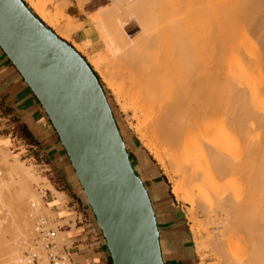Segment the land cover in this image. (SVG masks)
I'll return each mask as SVG.
<instances>
[{"label":"bare ground","instance_id":"bare-ground-1","mask_svg":"<svg viewBox=\"0 0 264 264\" xmlns=\"http://www.w3.org/2000/svg\"><path fill=\"white\" fill-rule=\"evenodd\" d=\"M23 1L56 35L69 37L74 22L63 9L70 0ZM77 3L97 21V30L87 59L80 44L74 49L122 110L131 111L136 133L172 174V192L189 204L193 224L196 211L207 221L204 227L210 225L205 234L218 263L264 264V0ZM3 143L0 210L11 214L14 226L0 262L31 264L36 252L40 264H49L36 229L49 226L40 215L49 212L43 194L33 189L30 168L11 162ZM24 244L30 256L20 252Z\"/></svg>","mask_w":264,"mask_h":264},{"label":"water","instance_id":"water-1","mask_svg":"<svg viewBox=\"0 0 264 264\" xmlns=\"http://www.w3.org/2000/svg\"><path fill=\"white\" fill-rule=\"evenodd\" d=\"M0 48L70 161L112 264H163L149 195L94 70L23 0H0Z\"/></svg>","mask_w":264,"mask_h":264},{"label":"crops","instance_id":"crops-1","mask_svg":"<svg viewBox=\"0 0 264 264\" xmlns=\"http://www.w3.org/2000/svg\"><path fill=\"white\" fill-rule=\"evenodd\" d=\"M66 13L74 22L69 43L85 46L81 54L85 53L83 56L87 59L90 44L96 43L92 39L97 21L73 3L67 6ZM8 121L26 132L28 147H39L57 171V177L48 179L53 189H44L43 200L56 214L55 222L69 221L57 225V229L64 234L62 248L69 254L71 264H111L105 241L94 229L97 226L94 214L55 130L30 88L0 48V124ZM32 155L37 156L34 152ZM138 175L145 182L147 177ZM145 187L157 217L163 264H199L183 210L174 202L162 181L150 180ZM56 192L63 194V202L59 201ZM70 218H73V224Z\"/></svg>","mask_w":264,"mask_h":264},{"label":"rangeland","instance_id":"rangeland-1","mask_svg":"<svg viewBox=\"0 0 264 264\" xmlns=\"http://www.w3.org/2000/svg\"><path fill=\"white\" fill-rule=\"evenodd\" d=\"M71 3H73L74 5H78L77 0H70L63 9L64 14H67L66 13L67 12V6ZM26 4L28 5L27 2H26ZM46 7L51 11L53 10L52 9L53 7L51 4H47ZM72 9H76V8H72ZM59 20L61 21L60 22L61 24H63L66 21L64 19V17H62V19L60 17ZM65 40L68 43H69V41H71V39L69 37L66 38ZM72 46H74V45H72ZM76 46L77 45H75V47ZM81 46L85 50V46H83V45H81ZM95 73L99 77V79L102 83V87H103V89L107 95V99H108V102L111 106V109H112L114 118L116 120L117 126H118L120 133L122 135V138L125 142L127 152L129 153V157L131 159V162H132L133 167L135 168L136 172L138 174L142 175L143 178L145 176L147 177V179L145 178L146 179L144 182L145 185L149 184V181L154 180V179L162 181L163 185L167 188V191H168L169 195L172 197V199L174 200V202L177 203L180 206V208L183 210V214L185 215V221L188 223L187 228H188L189 234L192 238L193 247H194L195 252H196L197 262L199 264H219L218 263V257L216 255L214 249L211 248L212 247L211 246V239L209 238V236H206L208 234H205V232L207 233L206 229L210 225L207 224L208 226L204 227V225L207 221L204 219V217L202 218V215L200 212H196V211H195L196 213L194 212V214H196L195 217L197 218L196 220L198 223L195 225L193 224V221L190 218L189 204L184 203V202L180 201L179 199H177V197H175L174 192H172L173 191V186H172L173 182L170 179L172 177V174L171 173L169 174V172H167L162 167V165L158 162V160L147 149L144 142L139 138V134H138V132L136 133V129L134 127L135 126V119L133 117H131L132 116L131 111L128 110L125 112L122 110V108L120 107L119 103L117 102L114 94L112 93V90L107 86V84L104 82V80L99 75V73L97 71H95ZM12 136H16L15 142L12 141ZM0 139L3 140V142H4L3 148L5 147L4 149L8 152V154L10 156L9 159L11 162L16 160L18 163H21L25 168H28V169L30 168L29 170L31 171L33 176L36 178V180L32 182V187L36 192H39L40 194L44 195V189L46 187L53 189L49 185L48 179L53 180L54 177H57V175H56L57 171L55 170L54 166L49 161V157H47V154L45 152L41 151V149L39 147H35V148L28 147V142L26 141V140H28V136L23 129H21L20 127L17 128V125H13V123H11V121L5 122L4 124H0ZM33 152L37 156L32 155ZM1 162H2V165L5 164L3 160H1ZM6 169H7V166L4 167V174L6 172ZM62 201H64V199ZM43 202H44V206H45L46 210L47 211L49 210V212H45L46 214L42 213L40 215L43 216L47 220V222L49 224V226H48L49 228L53 229L55 232L61 233L57 229V225H62L63 223L69 222L68 219H66L65 221L55 222L54 218H55L56 214H54L51 211V209L45 203L44 200H43ZM0 213H1L0 214V219H1L0 221L3 220L2 218L5 219V217H6V220H4L5 222L3 221V223H2L4 228L6 226V229H5V231L3 230V228L0 229V230H2L1 233L2 232H5V233H2L0 236L3 235L4 238H2V239H5L4 241L7 242V244L5 245V243L2 240L0 241V259H1L2 258L1 256H3L6 253V251L8 250L7 248H9V241L8 240H10V237H12L14 224L12 225V222H11L12 218H9L10 217L9 215H11V214H8L9 212H6L4 210H2V212H1V210H0ZM9 219H11V220H9ZM70 220H71L70 223L73 224V218H70ZM200 223L203 225L200 226ZM8 225H9V227H8ZM196 225H198V226L196 227ZM30 228L28 227V230H30ZM94 229L98 233V235H99V232H100V235H102L100 229L97 226H94ZM7 231L10 232V234ZM58 233H57V235L59 236ZM63 235L64 234L61 233V237L63 238L60 241L61 245L64 242V236ZM55 238L56 239H54V241L57 245V248H56L57 251H55V252L58 254L64 255V256L66 253V255L70 259V256L67 253V251L65 249L63 251L62 246H60L59 241H57V236ZM30 240H31V238L29 239V241ZM1 242H3V243H1ZM65 242L67 244H69L68 241H65ZM23 247L24 248L22 250H20V252H22L23 255L28 256L29 255V252H28L29 249L28 248L26 249L25 244L23 245ZM0 264H1V262H0ZM31 264H40V263H38L36 261H32ZM70 264H71V259H70Z\"/></svg>","mask_w":264,"mask_h":264},{"label":"built area","instance_id":"built-area-1","mask_svg":"<svg viewBox=\"0 0 264 264\" xmlns=\"http://www.w3.org/2000/svg\"><path fill=\"white\" fill-rule=\"evenodd\" d=\"M15 139H16V136H12V141L15 142ZM0 172H1V170H0ZM37 227H39V228H37ZM37 227H36V229H37L38 233L40 235H42L41 238L43 240H41V241L43 244V248L46 250V256L48 258L47 262L49 264H70V259L66 254L64 256V255L56 253L55 251H52V249L55 247V244H56L53 240V238L56 235V232L49 227L42 226V224L37 226ZM34 245H37L36 240H34ZM30 253L31 252H29L28 256H30ZM38 260H39V258H38L37 253L36 252L32 253L31 262L36 261L39 263Z\"/></svg>","mask_w":264,"mask_h":264},{"label":"trees","instance_id":"trees-1","mask_svg":"<svg viewBox=\"0 0 264 264\" xmlns=\"http://www.w3.org/2000/svg\"><path fill=\"white\" fill-rule=\"evenodd\" d=\"M95 73V72H94ZM95 75L97 76V74L95 73ZM97 78H98V80H99V82H100V84H101V86H102V83H101V81H100V79H99V77L97 76Z\"/></svg>","mask_w":264,"mask_h":264}]
</instances>
